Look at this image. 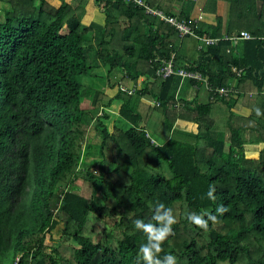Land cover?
Returning a JSON list of instances; mask_svg holds the SVG:
<instances>
[{
    "label": "trees",
    "instance_id": "16d2710c",
    "mask_svg": "<svg viewBox=\"0 0 264 264\" xmlns=\"http://www.w3.org/2000/svg\"><path fill=\"white\" fill-rule=\"evenodd\" d=\"M58 1L0 0L8 7L0 17V264L8 256L15 264H146L147 236L133 222L155 223L158 203L177 220L159 258L264 264V150L258 160L246 157L247 145L264 144V99L250 122L231 112L233 97L219 108L198 99L178 105L181 79L157 78L155 62L175 54L177 69L199 71L212 88L235 79L240 89L250 80L264 90V0H224L226 35L252 34L255 61L228 54L230 42L201 50L196 37L180 38L127 0H93L104 26L85 24L91 0ZM161 9L200 38H224L220 25ZM90 55L110 75L125 74L111 87H119L115 97L82 94L76 78L93 71ZM141 79L135 95L125 90ZM178 120L199 133L175 130ZM220 204L227 211L207 228L186 219L215 214Z\"/></svg>",
    "mask_w": 264,
    "mask_h": 264
},
{
    "label": "crops",
    "instance_id": "0c3cea01",
    "mask_svg": "<svg viewBox=\"0 0 264 264\" xmlns=\"http://www.w3.org/2000/svg\"><path fill=\"white\" fill-rule=\"evenodd\" d=\"M151 7L158 8L160 10L162 7H166L167 9H173V11H177L178 13L184 12L186 15H188L193 21L196 23H203L208 26L217 27L218 25L221 26V32L223 37H228L227 34V28H228V22L230 19V10L231 5L224 0H219L215 6L210 5V11L206 12L205 7L209 3V0H146ZM54 2L59 4L58 0H54ZM161 4V6H159ZM215 12H212V11ZM87 15L85 18V24L86 25H92L93 23H96L98 25L104 26L105 25V15L102 14L99 9L96 7L93 0L90 1L88 8H87ZM165 12V10H163ZM98 12L101 16L98 15ZM238 36L233 35L231 37ZM254 40V39H253ZM251 40V41H253ZM228 47V49L232 50V53L230 54L236 59L241 58H247L248 61H255L257 60L254 56V50L252 47L249 46L248 41H240L238 44H232ZM227 49V50H228ZM106 70V78L104 80L105 87L103 92H105L106 95L110 97H115L118 94L119 87L112 89V85H118L120 82H123V77L125 74L123 73H115L114 75H110L109 67H105ZM107 81V83H106ZM254 83H257L258 86H261V83L253 82V81H247L244 87V89H240L241 86H239V83L234 79L232 80L229 85L236 86L238 89L242 91V94L233 97V99L229 100V106L231 108V112L234 114L235 117L243 119L244 122H250L251 116H252V107H256L260 102L264 99V90L258 92L257 87ZM139 86V88H143L145 85V79H141L138 84H135L134 82H129L127 88L133 89L135 86ZM242 88V87H241ZM130 89V90H131ZM249 93V94H247ZM250 95L249 97H260L257 100L251 101V99L247 98L246 96ZM176 99L178 100V103L182 105L180 101H193L195 99H198L201 104H207L211 102V95L209 92V88L206 84H202L199 89H196L194 85L189 81H182L180 80V85L177 90V96ZM220 103L215 104V108H219ZM180 123L184 124H190L194 125L195 129L193 131H187L182 127H179ZM175 130L182 131L185 133L190 134H198L199 133V126L196 123L184 121V120H178L175 125ZM264 150V144L261 145H247L246 146V157L247 159L251 160H258L260 158L261 152ZM247 154H251L250 157L247 156Z\"/></svg>",
    "mask_w": 264,
    "mask_h": 264
},
{
    "label": "built area",
    "instance_id": "2783aa9c",
    "mask_svg": "<svg viewBox=\"0 0 264 264\" xmlns=\"http://www.w3.org/2000/svg\"><path fill=\"white\" fill-rule=\"evenodd\" d=\"M197 1V0H192ZM128 3L144 11L147 16L155 17L160 19L164 24L174 28L180 35V38L188 36L196 37L200 42V49H205L210 46H218L222 42H230L232 44H238L240 41H251L254 39L252 34L247 31L241 32L238 36L224 37L223 39H212V38H200L198 37L193 28L185 21H182L176 17L167 15L163 10L151 7L146 0H127ZM228 54L232 53L231 49L227 50ZM176 55L172 54L170 59L160 60L157 59L155 62L158 63L156 69V77L162 80H168L170 78H180L182 81L192 82L196 89H199L202 84H206L209 88L211 95V101L217 102L223 99H229L236 97L240 94V90L236 86L228 85L226 87L212 88L209 85L208 80L199 71H193L190 69H177L175 66ZM234 73L240 74V71L233 69ZM131 95H135L139 90L138 86L128 90ZM156 103V102H155ZM178 105H180L178 103Z\"/></svg>",
    "mask_w": 264,
    "mask_h": 264
},
{
    "label": "clouds",
    "instance_id": "9594fccd",
    "mask_svg": "<svg viewBox=\"0 0 264 264\" xmlns=\"http://www.w3.org/2000/svg\"><path fill=\"white\" fill-rule=\"evenodd\" d=\"M257 115H261L259 109H257ZM206 195L208 199L215 200V188L210 185ZM226 211V207L220 204L216 207L215 214L208 213L205 217V215L196 212H188L186 219L193 225L207 228L210 221H216L218 216H222ZM152 221L155 223L137 218L133 222L135 229L142 231L147 236V243L140 248L143 260L146 264H179L175 255L165 254L162 259L157 256L163 251V242L173 235V225L177 222L173 209L164 203H158L153 210Z\"/></svg>",
    "mask_w": 264,
    "mask_h": 264
},
{
    "label": "rangeland",
    "instance_id": "374dc122",
    "mask_svg": "<svg viewBox=\"0 0 264 264\" xmlns=\"http://www.w3.org/2000/svg\"><path fill=\"white\" fill-rule=\"evenodd\" d=\"M8 7L4 5H2L0 3V17L3 18L4 16V11L7 10ZM98 15L101 16L98 12ZM102 17V16H101ZM103 18V17H102ZM1 21H3V19H1ZM93 55H90L88 63L89 65L93 66V71L89 74V75H84V76H77V81L82 85L83 89H82V94H84L85 90L89 89L90 92H103L104 87H105V78H106V70L105 67L101 64V63H97V61H95V58L92 57ZM107 83V81H106ZM134 88V87H133ZM128 90H130L131 88H127ZM88 101V97L85 94V98L83 96V101ZM92 100V99H91ZM121 125L123 126V122H121ZM150 130V129H149ZM153 130V129H152ZM151 131V130H150ZM152 133V131H151ZM153 135V134H152ZM153 138H155L153 136ZM157 139V138H155ZM248 157H250L249 154H247ZM102 199L101 196L98 195L97 197V204L101 205L102 204ZM175 214L178 215L179 214V209L176 208L175 209ZM4 264H15V259L13 256H8L6 259H4Z\"/></svg>",
    "mask_w": 264,
    "mask_h": 264
}]
</instances>
